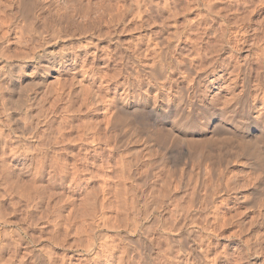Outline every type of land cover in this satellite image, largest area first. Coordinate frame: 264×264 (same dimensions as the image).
<instances>
[{
  "label": "rangeland",
  "instance_id": "rangeland-1",
  "mask_svg": "<svg viewBox=\"0 0 264 264\" xmlns=\"http://www.w3.org/2000/svg\"><path fill=\"white\" fill-rule=\"evenodd\" d=\"M67 1L70 2L69 0H0V213L3 217L0 219V241L2 242L0 244L8 242L10 245L2 252V259L6 260L15 254L16 241L24 242L22 247H18L20 254L18 257L27 254L30 257V264H43L44 248H47L46 253L51 249L50 253L53 252L55 257L56 254L61 253L62 256L63 253L54 243L49 244L48 242L45 245L47 241H133V246L140 251L142 241H166L168 237V241L171 239L172 241H191L190 244L194 241H206L203 247L206 248V255L209 257L208 264H224L227 262L226 257L232 259L234 264H264V165L257 166L250 171L238 165L241 162L238 160L244 159L243 156L229 154L230 157L228 156L227 159L230 165L227 171L224 167L227 161H223L224 159L220 158L219 161L214 154L211 155V160L208 159L207 162L217 167L218 172L224 171L222 182H224L223 185L228 184L227 191L224 192L213 190L214 187L211 184L213 180L210 177L209 179L207 177L206 182L201 184L206 187L201 188V185L196 183L197 168L193 160L187 173L189 177H192V181L187 178L182 182L180 172L176 174V177L171 176L172 207L161 208V210L156 207L158 209L154 215L155 219L153 216L146 220L145 218L140 221L137 219L135 204L139 206V200L145 197L147 202L151 197L149 193L153 179L150 180V187L144 189L140 179L141 172H139L141 169L144 170L143 166L135 162L129 164L127 161L126 165L123 164L125 163L124 158L122 160L124 155L138 150L142 132L136 128L137 122L130 114H127V110L122 112L124 114H121L120 118L116 119L115 115L112 116L111 100L113 101L112 98L115 96L121 97L122 100L125 97V73L122 70L124 54L127 52V54H132L133 50L143 46L139 43V33L134 29L131 31L128 23H124L125 19L136 15L139 3L146 7L150 2L149 0H80V5L77 3L78 9H74L73 7L76 6L71 3V7ZM165 1L152 0L153 12L158 10L156 4H159L160 13L158 11L153 13L158 21L167 18V21L172 20L168 17L171 16L170 12L162 8ZM169 1H172V4L175 1L177 7L183 5L175 10L179 12L176 17L180 22L186 17L193 18L197 13L195 4H191V7L195 5V8L193 7L186 14L179 11L185 4L193 3L195 0ZM236 1L212 0L218 4L216 10L221 6L222 9H226L223 14H226L228 9L231 11L227 13L228 16L231 15L229 17L231 21L235 17L233 12L235 13L239 7ZM254 1L250 0L248 4L252 3L248 8H242L243 10L241 9L243 4L240 5L242 14L240 16L244 18L239 19L240 22L237 20L236 25L233 22L232 27L227 29L226 38L230 39V45L234 44L238 53H234L236 57L231 59L229 58L230 49L227 48L223 56L226 60L228 59V65L223 72L211 73L208 70L207 74H203L192 82L177 75L179 86L188 89L189 99H194L196 107L206 104L218 107L231 105L229 111L237 121H241L248 114L247 112L254 116L264 113V88L260 87L261 83L255 79L259 65L264 66V62L263 64L255 62L258 58L257 55H253V51L257 52L264 47V0ZM227 5L230 7L228 8ZM234 7L237 9H233ZM114 13L115 15L118 13L117 15L124 19L123 22H116L115 18L119 19V16L114 17ZM112 17H114L113 21ZM80 22L86 23V26H92L86 27L88 29L86 37H84L85 34H79L78 30L84 26ZM76 27L78 32L75 30ZM105 29L107 32H113L114 36H118L119 44L117 41L116 43L111 42L106 34L103 35L102 32ZM115 32L120 33L118 35ZM260 36L261 40H259ZM88 38L91 42H88ZM193 38L200 40L197 35ZM46 39L50 43L45 44ZM240 40L242 42H239ZM251 42L253 45L250 44ZM188 44L185 45L186 48H190L191 44ZM203 45L205 48V44ZM249 54L256 64L252 66L255 70L248 83L251 91L246 94L244 89H247V86L244 85L242 77L238 75L237 65L244 62L246 55ZM261 72L263 73L260 74V77H263L261 80H264V69ZM216 76L218 80L213 82ZM174 90L177 91L176 87ZM184 94L186 96L185 92ZM184 100L186 101L185 97ZM108 114L110 117L107 116ZM169 116L164 118V124L172 121L174 115ZM213 121L217 122L215 119ZM109 123L111 126L107 125ZM218 127L224 129L225 132L228 129L227 135L226 133L224 135V130L223 133L219 130L218 134L231 140L219 141L215 152L218 149V152L227 154L230 152L228 151L229 146L232 145L234 149L239 147L241 134L240 136L238 132L235 135L229 134L235 131L230 129L232 127L229 124ZM251 129L252 134H248L247 138H252L253 143L257 142L264 152V138L261 140V137L257 136L261 135V131L255 127ZM237 136L240 137L239 140ZM227 142L228 144H225ZM174 151L178 152L177 146ZM173 164L165 162L160 164L159 168L151 167V170L157 172V177L160 176L164 180L163 178H167V167L173 168ZM176 167L178 169H173L178 171L183 164H178ZM191 167L193 169L190 171ZM242 169H244L243 172H241ZM258 174H261L262 179ZM249 175H253V178ZM237 179L239 181L251 180L252 185L247 181L248 187L243 188L245 191L252 189L250 205H245L240 201L239 191L229 188L234 180L238 182ZM185 182L189 186L186 184L185 187ZM159 183V187L163 188V182ZM195 184L199 187L196 191ZM254 184L257 185L254 186ZM256 191H258L257 194ZM195 192L197 196L193 200L199 202L196 206V202L194 204L192 202ZM135 193L141 195L135 197ZM251 197L255 199L254 202ZM134 198H138L137 202H134ZM145 200L142 201L145 202ZM161 222L163 224H160ZM80 231L83 232L79 234ZM240 232L243 233L240 234ZM75 256L70 258L72 261L75 259L73 264H106L104 256L95 258L89 254L88 257L85 256V259L79 258L78 255ZM183 263L184 261L180 264ZM0 264L3 263L0 261Z\"/></svg>",
  "mask_w": 264,
  "mask_h": 264
},
{
  "label": "bare ground",
  "instance_id": "bare-ground-1",
  "mask_svg": "<svg viewBox=\"0 0 264 264\" xmlns=\"http://www.w3.org/2000/svg\"><path fill=\"white\" fill-rule=\"evenodd\" d=\"M18 1H20V0H18ZM69 1L70 2L67 1L69 5H71V3H72L73 6L74 5L76 6L73 8L78 9L77 3L79 4L80 0H69ZM247 1L243 0V3H242V0H241V2L239 0V1H236L235 3L239 7L241 4H243L241 9L242 8L246 9V8H248L249 4L252 3V2H250L248 4V2L250 0L248 2ZM149 2L150 3L149 4L147 3L146 7H143L142 3H139L137 6L138 10L136 12V15L134 17L125 19L124 23H126V22L128 23L127 25H129L128 27H130V30L133 31V29H134V30H137V32L139 33V36L138 35L137 36L140 37L139 43L143 45L142 46L143 48L139 45L140 47L136 48L137 50L135 49V51L133 50L134 52L132 51V54H127L128 52L126 54H124V56L122 58V61H123L122 70L125 73V78H124V80H125L124 85L126 86L124 89L125 97L122 100L121 97L115 96L114 98H112L113 101L111 100V102H112L111 103L112 104L111 109H113V112H112L113 115L112 116L115 115L116 119L118 117L120 118V115L124 114L122 112L127 110L128 111L127 114H130L132 116V118L137 122L135 125L136 128L140 129L142 132V135H141L142 137L140 138L141 143L139 144L138 150H136L134 152L130 151L131 153L129 152V154H127L126 156L124 155V157H122V160L124 158V161H123V162H125V163H123L124 165H126V161H127L129 164H131L132 162H135L136 164H140L143 166L144 170H142L140 168L141 170L139 171V172H141L140 179L142 180V188L145 189L146 187H148V186L150 187V185H151V191L149 193L151 197H149V199L147 197V199H148L147 202H146L145 197H144V199H142V200H145L146 203L142 200L141 201L139 200V206L137 203L136 204L133 203V204H135V210L137 212L136 216H137V219L139 221H140V219H144V218L146 220L147 218H149L151 216H153V218H154V215L157 212L158 208H159V210H161V208L165 209V208H169L170 206L172 207V194L170 191L171 190L170 186H172V185H170L172 183L171 179L174 176L176 177V174L178 172H180L182 182H184L187 178H190V180H191L192 177L191 176L189 177L187 175V173H188V169L190 167L189 165L191 164V162L193 163V160H195L194 163L196 164V168H197V169L195 168L197 171L196 178H197V181H199V182L196 181V183H199V185H201V184H203V182H206L207 177H208V179L210 177L211 180H213V183H211L212 187H214L213 190H217L219 192H224L228 188V186H227L228 184L223 185L224 182H222V177H223L224 171L218 172L217 171L218 169H216L217 167L215 168V166H213L212 164H209L210 162L209 163L207 162L208 159H210L212 154H214L215 157H218L219 161H220V158L224 159L223 161H227V162H225V166H224L226 171L228 169V165H230L229 161L227 159L229 154H233V156L235 154V155H238L239 157L243 156L244 159L238 160L239 162L241 161L240 164H238V165H240L246 169H250V171H251V169H255V167H257V166L264 165V155H263L264 152L262 151L261 147H259L257 142L253 143V141L251 140L252 138L251 139L247 138V137H249L248 134L251 133L252 127H255V129L261 131V135L257 133L258 134L257 136L261 137V140H262V138H264V113L254 116V115H250L249 112H247L249 115L246 114L244 117L242 116L243 119L241 121H237L233 117V115L231 114V111H229L231 105L226 104L225 107H223V106L218 107L215 105L206 104V105H202L200 107H196L197 105L194 102V99H191V100L189 99L190 96L188 93L189 91L187 92L188 89L186 90V88L180 87L179 83H178V78H177L178 77L177 75H181L183 78H186L192 82L194 79L197 80L199 77H201L203 74H205L208 70H210L211 73H218L221 71L223 72L225 70V68H227V65H228L227 60L228 59L226 60V58H224L225 57V56H223L224 52L227 50V48H229L230 53L229 52L228 53L230 54L229 58H231V59L232 58L235 59L236 56L234 55V53H238L234 47V44L230 45V43H229L230 39L228 40L226 38L227 29L228 28L230 29V27H232V25L234 23L236 25L237 20L241 19L242 17L244 18V16H242V17L240 16V15H242L240 12L241 9L235 5L238 9L235 7L233 8V9H235V10L237 9V10L235 13L233 12V14L235 15V17H233L235 19V21H234V19H233V21H231V18H229L231 15L230 16L227 15L228 12H231V11H229V9H228V12H226V14L225 13L223 14V11H225L226 9L224 10V9H222L223 7L219 6L220 8L218 7L217 8L218 10H216V7L218 4L212 2V0H195V2L192 1L193 3L187 2L188 4H185V6L182 7V10H179V11H182L183 13L186 14V12L192 10V8L196 5V8H197L196 15L193 18L186 17V19H184V21L180 22L176 17L179 14V12H177V11L175 12V10H178V7L183 6V5H179L177 7V4L174 3L175 1H173V4H172V1L166 0L164 2V6L162 8H163V10H167L170 12L171 16H168V17H171L172 20L167 21V19H168L167 18V19H163L161 21L159 20L160 21V23H159V21L156 19V17L153 16V13L155 14L159 10V8H158L159 4H156L158 10L156 12H153L154 10H153V6H152L153 5L152 0H149ZM219 2H220V0H219ZM232 2H233V0H232ZM143 3H145V1ZM191 4L192 5L195 4V5L191 7ZM72 5H71V7H72ZM229 7L230 6H228V8ZM68 8H70V6ZM225 8H227V7H225ZM84 9H86V8H84ZM179 9H181V8H179ZM155 10H156V8H155ZM184 10H185V12H184ZM79 12H80V10H79ZM158 12L160 13V11H158ZM172 12H173V14H172ZM26 13H28V12H26ZM29 13H30V11H29ZM76 13H77V11H76ZM117 14L115 15V13H114V17L119 16ZM6 15H7V13H6ZM243 15H244V13H243ZM114 17H112V19H111L112 21H113ZM116 18H115V20H117L116 22H119V21L123 22V20H124L123 18H120V16H119V19H116ZM246 18H248V17L246 16ZM86 19H87V17H86ZM8 20H10V19L8 18ZM115 20H114V22H115ZM89 21H88V24H89ZM241 21H243V19ZM68 22H70V21H68ZM85 22L87 23V20H85ZM93 22H95V20ZM169 22H171V23H169ZM239 22H240V20H239ZM80 23L83 24V22H80ZM90 23H92V22H90ZM85 24H83L84 25L83 27H80V25H81L80 24L79 25L80 30H78L80 35L85 34L84 37L87 36L86 33H87L88 29L86 27L89 26V25L86 26ZM92 24H94V23H92ZM92 24H90V25H92ZM99 24L100 23H98V25ZM89 27H92V26H89ZM114 27H115V25H114ZM76 29H77V27L75 28V30ZM91 30H93V29H91ZM105 30H103V31L107 32V30L106 31ZM78 31L76 30V32H78ZM97 31H100V30H97ZM263 31H264V29H263ZM89 32H90V28H89ZM104 32H102L103 35L106 34V36H108L110 38L111 42L112 41H114L115 43H116V41L118 42V39H117L118 36L117 37L114 36L113 32H109V31L107 33H104ZM92 33H93V31H92ZM115 33H117V32H115ZM119 33H117V34L119 35ZM117 34H115V35H117ZM263 34H264V32H263ZM98 35H100V34L98 33ZM195 35H197L198 38L200 37V40L198 39L199 41L197 39L193 38V36H195ZM57 36H59V35H57ZM137 36H136V38H137ZM242 40H240L239 42H242ZM259 40H261V36H260ZM89 41L91 42V39L89 40V38H88V42ZM244 41L246 42V40H244ZM135 42H137L136 39H135ZM44 43L48 44L50 42L48 39H46ZM188 43L191 44L190 48H186V46H185L186 44L189 45ZM253 43H254V41H253ZM253 43L251 42L250 44L253 45ZM118 44H119V42H118ZM203 44H205V48L203 47L204 46ZM255 44H256V42H255ZM247 45L249 47V44H247ZM133 48H135V47H133ZM258 48H259V46H258ZM123 49H124V47H123ZM127 49H130V48H127ZM259 50H260V52H259ZM259 50L258 51L256 50L257 52L253 51L254 52L253 55H257V58H258V59H255V60H258L255 62H259L260 64H263V62H264V47L260 48ZM129 52H131V50H129ZM252 58L253 57L251 56V54L246 55L244 62L237 65L238 66V75L242 77L241 79H242L244 85L247 86V89H244V90H246V91H244V93H246V94H248V92L251 91L248 83L250 82V79L253 76L252 75L253 70H255V69H252V66L256 63L254 62V59L252 61ZM258 65H257V67H258ZM259 68H260V71H259ZM263 69H264V66L259 65L258 71L256 72V76H255L256 77L255 79L261 83L260 87H262V88H264V80L263 79L261 80L262 76L260 77V74L262 73L261 71H263ZM81 71H84V70H81ZM113 76H115V75H113ZM217 76H219V75H217ZM217 76L215 79L212 80L213 82L216 81V79L218 78ZM101 77H103V76H101ZM103 78H105V77H103ZM222 78H223V76H222ZM108 79H110V78H108ZM192 85H190V86H192ZM246 86L244 88H246ZM175 87L177 90L176 92H175V90L173 91V89H175ZM257 89L258 88L256 87V90ZM184 92L186 93L187 97L185 96ZM182 96H183V98H182ZM244 96H247V95H244ZM184 97L186 98V101L184 100ZM192 98H193V96H192ZM168 115H170V116L174 115L173 119L171 122L164 124V118L168 117ZM107 116H109V114ZM213 119L217 120V122H214ZM83 123H85V122H83ZM110 123L107 125L109 126ZM227 124H229L230 127H232V128L229 127L230 129L235 130L233 132H229V134L235 135L236 132L239 133V135L237 134L238 136H240V134H241V136H240L241 138L237 136L238 140H239V138L241 139L240 143H239V147L234 149L231 147L232 145L229 146L230 149L228 151H230V152L227 154H223V152H220V151L218 152V149H217V152H215V147L218 145L219 141L223 142V140H225L224 142H226L227 139L231 140L230 138L226 139V138L220 136V134H218L219 130H221L222 133L224 130L221 127H220L221 129H219L218 126L227 125ZM227 130H226V132L224 130V135H225V133H226V135L228 134ZM257 136H255V137H257ZM229 137H230V135H229ZM259 137H257V138L259 139ZM228 142L225 144H228ZM176 146L178 147V152L176 151L177 153H175V151H174V148ZM132 151H133V149H132ZM214 161H216V160L214 159ZM214 161H212V162L214 163ZM165 162L166 163H174L173 168H177L176 166H178V164H183V167L182 168L179 167L181 169H179L178 171L176 169L167 167V170H168V171L166 170V172H168L166 174L167 178L166 179L163 178L164 180H162L160 178V176H158L159 178L157 177V172H154L151 170V167L155 166V167L159 168L160 167L159 165L160 164L162 165ZM127 169L128 168H126V170ZM191 169H193V167L190 168V171H191ZM243 170L244 169H242L241 172H243ZM133 171H135V170L133 169ZM192 172L196 173L195 170L194 171L192 170ZM234 173H235V171H234ZM133 174H134V172H133ZM251 174H253V172ZM132 175L130 177H132ZM260 175L261 174H258V176H260ZM171 176H172V178H171ZM252 176H250V177L253 178ZM260 177L262 179V176H260ZM234 178H236V176ZM128 179H130V178H128ZM151 179H153V180H151ZM135 180H136V178H135ZM150 180L152 182L149 185ZM190 180H188V181H190ZM231 180H233V179H231ZM137 181H139V180L137 179ZM160 181L163 182L162 183L163 188L159 187ZM179 181H180V177H179ZM234 181L233 182L231 181L232 185L229 183L231 186V187L229 186V188L239 191L238 197H239L240 201L245 203V205H250V203H251L250 196L252 195V193H251L252 189L250 188V190L245 191V190H243V188L246 186L248 187L249 183H247V181H249L251 184V180L250 179L244 180V181L238 180V182H234ZM258 182H259V180H258ZM179 184H180V182H179ZM186 184H187V182L184 183L185 187H186ZM256 185L254 184V186H256ZM99 186H100V184H99ZM187 186H189V185L187 184ZM202 186L206 187L204 185H201V188H203ZM209 187H210V183H209ZM165 188H166V190H165ZM197 188H199V187L197 184H195V188H194L195 191ZM246 189H249V188H246ZM253 192H255V191H253ZM257 192L258 191H256V194H257ZM63 194H65V193H63ZM135 194H136L135 197L136 196L138 197L141 195V194L137 195V193H135ZM144 195H145V193H144ZM147 195H148V193H147ZM193 195H194V197L192 198V200L194 198H196L197 192L193 193ZM139 199H140V197H139ZM252 199H254V198H252ZM136 200H138V198H134V202ZM84 201H85V199H84ZM199 201L201 203V200H199ZM254 201H255V199L252 202H254ZM192 202H193V204H194V202H196V204H195V206H196L198 200H193ZM198 204H199V202H198ZM128 205H131V204H128ZM177 206H179V205H177ZM156 207H158V208L156 209ZM180 207H184V206H180ZM76 208H78V207H76ZM259 214H260V212H259ZM1 218H3L2 214L0 215V219ZM104 221L105 220H103V222ZM127 221H129V220H127ZM167 221H169V220L167 219ZM167 221H165V222H167ZM162 222L160 224H163ZM250 223H251V221H250ZM252 223H254L253 219H252ZM157 224H159V222ZM164 225H165V223H164ZM170 225H172V223H170ZM242 225H244V224H242ZM168 227H169V225L166 228L168 229ZM163 228L165 229V227H163ZM156 229H157V227H156ZM241 231H242V229H241ZM82 232L80 231L78 233L80 234ZM244 232H246V231H244ZM85 233H86V231H85ZM97 233H99V232H97ZM146 233H147V231H146ZM241 233H243V232H240V234ZM99 237L101 239L100 234H99ZM170 239L171 238H169V240ZM48 242H50L49 244L54 243L55 246L58 247L61 251H63L64 254L62 253V256L60 255L61 253L56 254V257H55V256H53L54 255L53 252H51L52 255H49V254H51L50 253L51 249H49L48 250L49 252L46 253L47 248H44V249L42 248L44 250V254H43L44 255V257H43L44 263L43 264H73L74 263L73 261L75 259L72 261L70 259V258H72V256L76 257L75 255H78L79 258L81 257V259H82V257H83V259H85V256H87L89 254H91L92 257H95V258L104 256L106 259V264H180L183 261H184L183 264H208L207 259L209 258L208 255H206V253H207L206 248L203 247V246H205L206 241H194L193 243L190 244L191 241H172V239H171V241H168V237L166 238V241H142L143 244L141 246L142 249H140V251H138V249L135 246H133V244H132L133 241H97V240H94V241H62V242H60V241H52V242L47 241V243L45 245H47ZM207 242H210V241H207ZM23 243H24L23 241H16L17 246L15 245V247H17V249L15 251V254L12 257L9 256V258H7L6 260H3L4 258L2 259V254H3L2 252L4 251V249L8 248L10 245L8 242L3 243L2 245L0 244V261L3 264H30V262H29L30 257H28L27 254H23V255H21V257H18V256H20V254L18 253V247H20V246L22 247ZM222 247H223V245H222ZM49 248H50V246H49ZM247 248H248V246H247ZM157 249H158V251H157ZM19 250H21V249H19ZM68 253H69V255H68ZM101 254H103V255L101 256ZM95 255H97V256H95ZM67 257H69L68 258L69 260L67 259ZM87 257H86V261H87ZM214 257H216V256H214ZM218 258H216V260ZM222 258H221V260H223ZM81 259H79V260L81 261ZM99 259L101 261V258H99ZM226 259H227L226 260L227 262H225L224 264H234L235 263V262H232L231 261L232 259L230 260L228 257H226ZM90 260H88V261H90ZM77 262H78V259H77Z\"/></svg>",
  "mask_w": 264,
  "mask_h": 264
}]
</instances>
